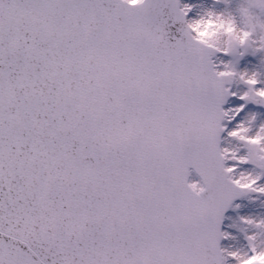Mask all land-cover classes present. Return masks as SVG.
I'll use <instances>...</instances> for the list:
<instances>
[{
    "label": "snow or ice",
    "instance_id": "1",
    "mask_svg": "<svg viewBox=\"0 0 264 264\" xmlns=\"http://www.w3.org/2000/svg\"><path fill=\"white\" fill-rule=\"evenodd\" d=\"M217 2L0 0V264H264L262 216L221 244L264 196V0Z\"/></svg>",
    "mask_w": 264,
    "mask_h": 264
},
{
    "label": "rangeland",
    "instance_id": "2",
    "mask_svg": "<svg viewBox=\"0 0 264 264\" xmlns=\"http://www.w3.org/2000/svg\"><path fill=\"white\" fill-rule=\"evenodd\" d=\"M182 3H187L194 5V11L192 13L195 16L202 10L216 8L218 10H222L225 8V5L221 2L218 3L217 0H183ZM236 0H233V6H235ZM223 59L228 60L231 59L230 57H224ZM261 65V57L259 54L253 55L251 53L247 54L245 57L240 58L238 62V67L240 69H253L258 68ZM232 102L236 101L234 97ZM239 103H243L240 101ZM229 106H233V103H230ZM256 111L260 113H264V109L259 108L255 105H249L246 108V111ZM241 115H244L242 113ZM250 167V166H245ZM197 178L193 177L192 180ZM264 183V181H261ZM235 205H239V207H235ZM244 216H262L264 217V196L256 197L255 194L252 198L243 197L240 199L234 207H232L231 212L227 216V220L225 223V227L223 231H226L231 234V236L235 237L236 239H227L223 240L222 246L224 247H240L246 243L243 233L238 230V226H240V218Z\"/></svg>",
    "mask_w": 264,
    "mask_h": 264
},
{
    "label": "clouds",
    "instance_id": "3",
    "mask_svg": "<svg viewBox=\"0 0 264 264\" xmlns=\"http://www.w3.org/2000/svg\"><path fill=\"white\" fill-rule=\"evenodd\" d=\"M220 31L219 26H206L203 33L200 36L202 40H214L217 39V33Z\"/></svg>",
    "mask_w": 264,
    "mask_h": 264
}]
</instances>
